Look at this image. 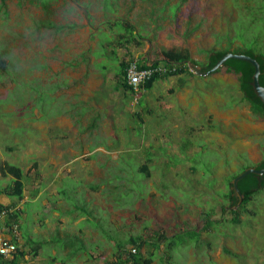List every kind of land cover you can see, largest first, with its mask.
Listing matches in <instances>:
<instances>
[{
	"label": "rangeland",
	"instance_id": "obj_1",
	"mask_svg": "<svg viewBox=\"0 0 264 264\" xmlns=\"http://www.w3.org/2000/svg\"><path fill=\"white\" fill-rule=\"evenodd\" d=\"M256 7L0 0V165L23 173L13 194L0 171V204L20 210L18 264H128L132 238L145 239L136 250L150 264H264V188L245 208L224 207L233 175L264 156V119L238 74L220 66L133 91L119 72L133 61L165 68L163 49H188L200 67L210 50L264 51Z\"/></svg>",
	"mask_w": 264,
	"mask_h": 264
},
{
	"label": "trees",
	"instance_id": "obj_2",
	"mask_svg": "<svg viewBox=\"0 0 264 264\" xmlns=\"http://www.w3.org/2000/svg\"><path fill=\"white\" fill-rule=\"evenodd\" d=\"M108 1V0H107ZM182 2L185 0H181ZM257 1V7L253 10H250V14L253 15V13L257 14V17L259 19L263 20L264 23V0H256ZM5 6V0H1V7ZM260 13V16H259ZM255 15V14H254ZM123 25L127 26L128 30L130 31L131 36H134V32L132 31L131 25H129L127 22H121ZM64 25H59L58 28H63ZM123 38V36L121 37ZM227 52H233V53H244L247 55H250L254 57L260 66V73H259V82L261 85L264 86V51H256L253 47L248 46L245 48H235L233 50H230L228 47L225 49H219V50H210L207 57V62L204 65H201L202 70H208L210 69L217 60L222 57ZM163 55V61L165 65V71H155L153 75L144 81L142 85L140 86L143 89H150L153 86V83L156 79L161 77H167L170 75H176L179 73L189 72L193 74L189 68H188V61H192L196 64H200L196 60H194L189 53L188 49H163L162 50ZM158 61L152 62L150 65H147L145 61L137 62V66L139 68L143 67H157ZM129 65V62H122L120 67V75L123 77L122 84L124 88L132 90L125 79V73L126 68ZM227 70H232L238 74V86L240 91L242 92L243 98L249 103L251 111L261 116L264 119V103L259 99V97L256 96L254 93L252 86H251V80H252V74L254 72L253 65L242 59L238 58H227L224 62V65ZM133 92V91H132ZM247 167V166H246ZM253 167L255 168H264V156L262 159L257 162ZM245 168V167H244ZM143 170L147 172L149 175V172L147 171V167L144 166ZM0 171L2 174H11L14 176L16 183L14 186V192L13 194H19L20 187H21V179L23 178L22 169L14 164L10 163H4L0 165ZM238 175L234 174L233 178ZM231 185V182H230ZM238 187L243 194V200L240 204L239 208H245L248 202L251 201L253 195L260 189L264 188V174L262 175H256L254 173H248L243 178H241L238 181ZM229 197L232 205L237 204L238 198H235L232 195V190L230 189L229 193L227 194ZM4 211V213H2ZM233 212H237L236 210L232 209ZM0 214L5 215L4 216V225L7 227V232L11 231V227L14 223H16L20 216V210L13 209L10 205H3L0 204ZM232 220L235 222H238L239 219L237 217H233ZM212 220L210 219V216H208L207 219H205V224L202 228L209 229L210 224ZM196 234H198V237L200 235V231L197 230ZM174 235V234H173ZM176 235V233H175ZM13 239L16 240V235L13 234ZM160 238L168 239V237L159 234ZM171 237V236H170ZM17 241V240H16ZM132 242L136 246V249H139L143 244L146 243L145 239L141 238H132ZM173 242L168 241V246L173 248ZM157 245V244H156ZM120 247V245H119ZM38 246L33 247V253L37 254ZM121 249V248H120ZM123 251L120 252V257L123 255ZM25 251L20 249L18 247V250L12 255V257H2L0 256V264H18L19 261L24 257ZM124 262L128 264H150L152 262V254L146 258H143L140 254V251L135 250V252L129 250L125 257L123 258Z\"/></svg>",
	"mask_w": 264,
	"mask_h": 264
},
{
	"label": "water",
	"instance_id": "obj_3",
	"mask_svg": "<svg viewBox=\"0 0 264 264\" xmlns=\"http://www.w3.org/2000/svg\"><path fill=\"white\" fill-rule=\"evenodd\" d=\"M230 57L246 60L253 65L254 72L252 74L251 86H252V89H253L254 93L256 94V96L259 97V99L264 103V86L261 85L259 82L260 66H259L258 61L254 57L247 55V54H244V53L227 52L222 57H220L217 60V62L208 70H202L198 64H196L192 61H188L187 64H188L189 70L192 73H194L196 75L204 76L210 72L215 71L220 66H223L225 60L227 58H230ZM248 173H254L256 175H262V174H264V168H255L253 166L252 167H246L241 173H239L231 181H229V185L231 182L230 187L232 190V195L235 198H238V203L234 206V208L239 206L243 200V194L241 193V191L238 187V181L241 178H243L245 175H247ZM224 207L226 208V207H231V206H224Z\"/></svg>",
	"mask_w": 264,
	"mask_h": 264
},
{
	"label": "built area",
	"instance_id": "obj_4",
	"mask_svg": "<svg viewBox=\"0 0 264 264\" xmlns=\"http://www.w3.org/2000/svg\"><path fill=\"white\" fill-rule=\"evenodd\" d=\"M149 65V64H147ZM165 71V68L146 66L139 68L137 62L133 61L129 63L126 68L125 79L128 86L134 91L144 83L145 80L149 79L155 71ZM4 213V211H2ZM2 215V214H0ZM11 231L0 233V256L12 257V255L18 250V243L13 239L14 228H10ZM8 233V235H6ZM135 252V248L132 249Z\"/></svg>",
	"mask_w": 264,
	"mask_h": 264
},
{
	"label": "flooded vegetation",
	"instance_id": "obj_5",
	"mask_svg": "<svg viewBox=\"0 0 264 264\" xmlns=\"http://www.w3.org/2000/svg\"><path fill=\"white\" fill-rule=\"evenodd\" d=\"M230 203H232V202L230 201ZM237 203H238V200H237ZM231 207H232V208H234V205H232ZM237 207L239 208V207H240V205H239V206H237Z\"/></svg>",
	"mask_w": 264,
	"mask_h": 264
},
{
	"label": "crops",
	"instance_id": "obj_6",
	"mask_svg": "<svg viewBox=\"0 0 264 264\" xmlns=\"http://www.w3.org/2000/svg\"><path fill=\"white\" fill-rule=\"evenodd\" d=\"M185 73V72H184ZM186 73H188V72H186ZM189 74V73H188ZM191 74V73H190Z\"/></svg>",
	"mask_w": 264,
	"mask_h": 264
},
{
	"label": "bare ground",
	"instance_id": "obj_7",
	"mask_svg": "<svg viewBox=\"0 0 264 264\" xmlns=\"http://www.w3.org/2000/svg\"><path fill=\"white\" fill-rule=\"evenodd\" d=\"M228 251V250H227Z\"/></svg>",
	"mask_w": 264,
	"mask_h": 264
}]
</instances>
